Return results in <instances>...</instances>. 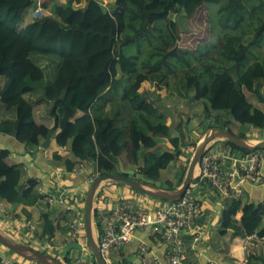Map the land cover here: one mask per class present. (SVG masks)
<instances>
[{
	"label": "trees",
	"instance_id": "1",
	"mask_svg": "<svg viewBox=\"0 0 264 264\" xmlns=\"http://www.w3.org/2000/svg\"><path fill=\"white\" fill-rule=\"evenodd\" d=\"M33 4L34 0H0V79L9 80L0 96V132L37 149L51 130L56 145L69 149L71 157L62 162L66 173L83 166L86 176L98 179L119 173V160L127 158L134 180L140 177L146 185L160 183L159 189L165 191L180 186L186 165H180L177 183L163 180L161 171L180 160L182 147L195 148L196 143L184 142L192 125H187L185 132L184 124L179 123L171 136L159 97L137 91L140 79L155 92L165 89L185 103L193 93L192 100L203 103L205 116L213 114L210 123L198 118L203 134L219 128L248 140L264 131V112L246 99L250 94L264 104V58L243 68L249 51L245 48L239 58L236 56L244 34L241 0H113L111 9L101 0H70L55 4L50 15L19 29L24 10ZM204 4L218 6L217 28L222 39L217 54L226 68L216 67L210 58L197 59L177 46L179 23L172 16L181 12L191 18ZM257 33L252 46H260L264 40V32ZM144 45L147 49L142 51ZM127 47L133 48L130 54L125 52ZM22 56L25 59L21 60ZM17 64L22 65L15 68ZM120 73L124 84L117 79ZM222 114L224 122L219 118ZM39 115L49 120L52 128L41 125L36 118ZM164 138L170 140L172 149L158 145ZM221 146L224 152L228 149L242 156L264 152H249L230 141ZM7 156V151H0V201L13 203L22 191L21 171L5 162ZM54 158L61 160L56 154ZM194 183L206 184L199 178ZM40 198L37 194L25 203L35 204ZM238 212L240 220L235 218ZM101 214L95 209L96 231ZM39 218L40 236L51 238L56 227L49 214L42 213ZM227 233L231 238L254 234L261 239V251L248 253L246 259L264 264L262 208L242 205L237 199L229 201L220 223V234ZM63 263L72 261L65 257ZM90 264H97L92 255ZM122 264L131 263L123 260Z\"/></svg>",
	"mask_w": 264,
	"mask_h": 264
},
{
	"label": "crops",
	"instance_id": "2",
	"mask_svg": "<svg viewBox=\"0 0 264 264\" xmlns=\"http://www.w3.org/2000/svg\"><path fill=\"white\" fill-rule=\"evenodd\" d=\"M45 1H47V3L36 12L37 14H42V16L50 15V9L55 3L65 4L70 0ZM101 1L103 2L105 0ZM112 4L113 2H111V4L110 2L104 3V5L109 9L112 8ZM36 6L37 0H34V4L31 7V12L28 14L29 8L24 10L23 14H26L25 16L27 17L26 24L36 19L33 17ZM19 66L20 64H17L15 68ZM1 79L0 96L9 82L8 79ZM139 82L147 84V90L152 92L151 94H148L149 97H152L154 93L155 96L153 95V97H159L161 106H163L162 108L166 112V125L171 127V136H174V130L177 129L178 124L181 122H187V119L184 120V116L186 115L187 111H189L190 108L191 110L194 109L192 106V102L194 100L191 98L193 94L192 96L190 95V102L185 103L186 101L180 100L175 94L173 96L170 95V93L165 89L155 92L154 87L148 82H143L140 79V81L137 80L136 85H138ZM137 91L143 93L141 92V89L139 91L137 88ZM261 93L264 96L263 89L261 90ZM177 99L179 100L177 101ZM248 102L264 112V110L259 106L261 105L260 103L258 105L257 102L256 105L252 100H248ZM173 103H179L180 106H175ZM2 114L3 108L0 104V122L3 119ZM78 116H81V114H78ZM36 118L41 125L49 129L52 128V123L49 120L40 117V115ZM199 122L200 120L197 118L195 120V124H191L192 129L195 128L193 126L200 125L201 123ZM197 129L198 131H196V134L200 133L203 135L201 127H198ZM182 130L186 131L185 128ZM49 133L50 139L48 141V145L45 148L41 146L45 142L46 138H44L40 140V145L36 149L30 147L26 142L17 141L14 136L0 132V151L5 150L8 152V156L5 159V162L8 165H15L20 169V185L22 187L20 196L15 202L4 203L0 201V235L13 243L27 246L33 251L53 256V258L59 252V256L63 262L60 249H62L65 244L70 242L69 224L73 222H69V219L74 214L76 219H82L84 221L85 198L91 184L88 182V176H86L87 172L73 174L66 173L64 171L62 162L63 160L71 157L69 149L67 147L57 146L54 140V134H52L51 130ZM257 135L259 137L252 139L250 138L248 140L258 141L264 139V131L262 133H257ZM167 139L168 138L161 139L158 145L167 149H172ZM182 148L185 150V147ZM210 148L211 153H217L226 156L229 154L231 155L230 157H236L239 155L235 152H232L231 154V151L228 149H226L224 152L223 147H221L219 144H216ZM55 154L60 157L61 160H56L54 158ZM183 161L184 155L180 157V160L176 162L174 166L162 170L161 177L164 178L163 176L166 174L168 169H172L173 173L171 176H175L176 178L180 165L184 164L182 163ZM121 168L126 171H133L127 158H121L119 160V170ZM171 181L174 183L172 178ZM155 185L157 188H160V183H156ZM192 185L193 192L201 204L202 211L195 222L194 230L185 233L183 236L184 247L188 259L197 264H259L254 260L248 263L246 257L248 253L258 254L263 247V241L257 238L255 235H253V237L244 235L234 238L229 237V233L221 235L220 223L225 206L232 199L241 201L242 205L252 204L256 207H260L262 208L264 215V185H256L247 181L241 182L237 185L239 194L234 195L232 193L230 198L220 197L207 184L201 185L200 183H194ZM131 192L132 191L127 186L118 185L116 183H105L100 187L95 197L94 207L100 212H106L116 201L123 198H132L133 200H136L134 197L137 196H139L138 198L142 200H136V203L148 210L163 209L166 208L168 204V202L158 201L150 197L148 198L138 192L136 196H132ZM37 194L41 195L42 198L38 199L35 204L28 205L25 203V201L30 200L31 197ZM59 195L66 197L65 200L71 206L72 211H66L64 205H56L51 207L47 203V197H58ZM42 213L49 214V219L52 221L53 226L56 227V231L51 238L48 236H40L42 233V227L39 217ZM240 217L241 212H238L235 218L240 220ZM30 225L35 228L34 231H31ZM50 242H53L54 245H57L58 247H52ZM142 244L147 246L151 254L157 256L161 260L162 264H164L163 253L165 247H156L151 239L150 234L141 231L135 234L134 240L130 245L124 247L121 250L112 251L109 259L113 264H122L123 260L127 262L129 261L131 264H140L137 260V251L139 246ZM72 251L68 256H71ZM86 253L87 257L85 260H87L89 264L91 262V258L88 256V251ZM0 258L9 260L15 264H39L38 262L28 260L8 250L1 244Z\"/></svg>",
	"mask_w": 264,
	"mask_h": 264
},
{
	"label": "built area",
	"instance_id": "3",
	"mask_svg": "<svg viewBox=\"0 0 264 264\" xmlns=\"http://www.w3.org/2000/svg\"><path fill=\"white\" fill-rule=\"evenodd\" d=\"M41 1L33 17L39 18ZM230 151V150H229ZM232 154V152H230ZM220 155L207 152L200 161L198 178L205 181L220 197L230 198L231 194H239L238 184L244 181L256 185H264V152H255L247 155ZM72 173H85L83 166L75 168ZM95 177L88 176L92 184ZM66 197H47V203L54 207L64 205L65 210L72 211L66 202ZM69 205V206H68ZM201 204L197 200L193 185L185 191L183 197L175 202L168 203L166 208L148 210L136 202L123 198L116 201L109 210L103 212L99 218V228L96 231L99 253L106 264H112L109 256L114 250H121L130 245L139 231L150 234L156 247H165L163 253L164 264H197L190 261L184 247V234L194 230L195 222L201 214ZM69 240L78 242L80 231L85 227L82 219H76L73 214L69 219ZM31 231L35 228L30 225ZM195 233V232H194ZM254 234L246 235L253 237ZM251 239V238H250ZM52 247H58L50 242ZM91 257V254H88ZM137 260L140 264H162L161 260L152 255L148 247L140 245L137 251ZM75 264H88L87 260L77 259ZM0 264H15L0 258Z\"/></svg>",
	"mask_w": 264,
	"mask_h": 264
},
{
	"label": "rangeland",
	"instance_id": "4",
	"mask_svg": "<svg viewBox=\"0 0 264 264\" xmlns=\"http://www.w3.org/2000/svg\"><path fill=\"white\" fill-rule=\"evenodd\" d=\"M40 1H41L40 2L41 7L47 3V1H45V0H40ZM241 1H242V5H243L241 29H242L244 34H243L242 44L240 45L239 53L236 56H237V58H239L242 55V53L244 52L245 48L249 51V54L246 56V59L243 63V68H246L249 64L253 63L254 61L260 60L261 58H264V40L261 41L260 46H254V45L252 46L251 45L252 37L256 36V35L258 37L257 31L260 30V31L264 32V0H241ZM103 2L104 3L110 2V4H111V2H113V0H105ZM55 4H57V3H55ZM31 10H32V8L30 7L28 14L31 12ZM217 10H218V6H209V5L204 4L196 11V13L191 18H185L184 14L181 12H180V14H178V15L175 14L172 17L174 20L177 19L178 23H179L178 24L179 40L177 42V46L180 49H184V50H187L189 52H192L197 59L201 58L203 61L206 58H210L211 60L215 61L214 64L216 65V67L226 68L227 65L225 63L219 62L220 58H219V55L217 54L218 45L222 39L221 38L222 34H218L219 28H217V23H218L219 14H218ZM50 12H51V9H50ZM23 15L24 14H22V20L18 26L19 29H21V26L22 27L25 26L26 22H27V17L25 16L26 14L24 16ZM40 16H42V14H40ZM212 27L215 29L214 31H212V29H211ZM146 49H147V46L144 45L142 47V51H145ZM132 51H133L132 47H127L125 49V52L127 54H130ZM207 53L209 55H206ZM23 59H25L24 56L21 57V60H23ZM194 63L196 64L195 60H194ZM180 68L181 67H178L177 69H180ZM233 76L236 77V74L233 73ZM120 77H121V73H120V75H117V79H121L123 84H124V82H125L124 78L123 77L120 78ZM172 79H173V76L171 77L170 82H171V86H173V88H174L175 85H174ZM1 81H2V79L0 80V83H1ZM118 81H120V80H118ZM118 85H121L119 87V91H118V93L121 94L123 86L120 82ZM146 87H147L146 83L139 82V84L137 85V88L139 91L141 89L142 90L141 92H144L146 94H151L152 92H149V90H147ZM192 94L193 93H191L190 95L192 96ZM246 95H247V97H246L247 100H252L257 105V101L255 100L254 97H252L250 94H246ZM178 100L179 99H177V101ZM196 101L197 100H194L192 102V106L194 107V109L191 110V108H190L189 111H187L186 115L184 116V120L187 119V122L183 123L184 128L187 125L195 124V120L199 117L206 119L207 122H209V123L211 121L210 120L211 117H213L212 113L208 114V115H210V118L206 117L204 112H203V108H202L203 103L199 100H198V102H196ZM201 103H202V107H201ZM173 104L175 106H180L179 103H176V104L173 103ZM258 105H259V103H258ZM259 106L261 107V109L264 110V104L263 105L261 104ZM189 107H191V106H189ZM219 118L222 122H224L226 119V116L222 114L221 117H219ZM201 126H202V123L198 126H193L195 128H193V129L190 128V130L188 132L185 131L186 132L184 135L185 144L192 143V141L193 142L195 141V143L196 142L198 143L201 140V138L205 134H203V135H201L200 133L196 134V131H198L197 128L198 127L200 128ZM232 127H233L232 128L233 132L237 133L236 126L232 125ZM187 129H188V127H187ZM257 137H259V136L257 135ZM167 141H169V143L171 145L170 140L167 139ZM222 142H224V141H221V140L215 141V143H213L210 147H212L216 144L221 145ZM197 143H196V145H197ZM171 147H172V145H171ZM194 150H195V148L191 147L190 145H189V148H185V150H184V161L182 163H184V165H186V167L189 164V161L193 155ZM172 166H174L173 163H171V165H169L168 168L172 167ZM172 173H173L172 169H168L166 174L163 176L164 178H162V179L163 180H171V178H172L174 180V183H177L178 178L177 177L175 178V176L172 177L171 176ZM196 175H198V174H196ZM137 179H139V180H137ZM137 179H135V180H137L139 183H141L144 180V179H141L140 177H137ZM109 183H112V182H109ZM116 184L125 186L122 183H116ZM150 186L156 188L155 184L150 185ZM130 190L132 191L131 192L132 196L137 195L136 191H133L132 189H130ZM141 195H143V194H141ZM138 197L139 196L134 197V198L137 201L142 200V199H139ZM129 199L136 202V200H133L132 198H129ZM85 201H86V198H85ZM97 211H99V210H97ZM95 231H96V229H95ZM95 231H94V235H95ZM78 240H79L78 242L81 243V245H82V249L73 250L71 256H68V258L72 261L71 264H75V262H74L75 259L81 258V259L85 260L87 257V253H86L87 251H88V254H91L90 248H89L87 240H86L85 227L81 230ZM60 252H61V249H60ZM59 255L60 254L58 252V254L54 258L56 260L62 262ZM50 257L53 258V256H50Z\"/></svg>",
	"mask_w": 264,
	"mask_h": 264
},
{
	"label": "water",
	"instance_id": "5",
	"mask_svg": "<svg viewBox=\"0 0 264 264\" xmlns=\"http://www.w3.org/2000/svg\"><path fill=\"white\" fill-rule=\"evenodd\" d=\"M205 135L201 138V140L197 143L193 155L189 161L187 169L184 174V178L180 186L174 191H165L159 188L152 187L150 185L139 183L134 180L132 177L134 175V171H126L124 169H120L119 173L114 175H104L98 179H96L89 188V191L86 196L85 201V215H84V224H85V234L88 246L90 248L91 255L94 257V260L97 264H106L101 254L99 253L98 244H97V236L94 235L95 224H94V201L95 197L100 189V187L105 183H122L128 188L143 194L147 197L153 198L155 200L172 203L179 199H181L185 193V191L190 187L192 182L198 178V175H195L196 168L198 169L200 161L203 155L207 152L210 146L215 143V141H230L237 145L238 147L245 149L249 152H254L256 150L264 149V139L253 141L240 139L231 132L227 130H222L219 128H214L206 131ZM50 139V133L47 134L45 142L41 145L45 148L48 145V141ZM127 175L128 177H126ZM0 244L7 248L8 250L28 259L31 261L38 262L39 264H64L49 255H45L39 253L37 251H33L27 246L13 243L0 235ZM82 249V245L79 242H69L65 244L61 249L62 257H68L69 253L72 250H80Z\"/></svg>",
	"mask_w": 264,
	"mask_h": 264
},
{
	"label": "bare ground",
	"instance_id": "6",
	"mask_svg": "<svg viewBox=\"0 0 264 264\" xmlns=\"http://www.w3.org/2000/svg\"><path fill=\"white\" fill-rule=\"evenodd\" d=\"M251 142H253L252 140H250ZM198 174V169L196 168L195 170V175Z\"/></svg>",
	"mask_w": 264,
	"mask_h": 264
}]
</instances>
